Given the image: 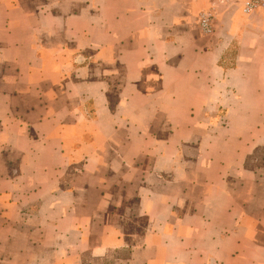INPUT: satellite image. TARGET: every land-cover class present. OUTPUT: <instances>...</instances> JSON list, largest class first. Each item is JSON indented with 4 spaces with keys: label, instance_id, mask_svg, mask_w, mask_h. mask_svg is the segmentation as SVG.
<instances>
[{
    "label": "crops",
    "instance_id": "crops-1",
    "mask_svg": "<svg viewBox=\"0 0 264 264\" xmlns=\"http://www.w3.org/2000/svg\"><path fill=\"white\" fill-rule=\"evenodd\" d=\"M262 148L264 10L0 0V264H264Z\"/></svg>",
    "mask_w": 264,
    "mask_h": 264
},
{
    "label": "built area",
    "instance_id": "built-area-1",
    "mask_svg": "<svg viewBox=\"0 0 264 264\" xmlns=\"http://www.w3.org/2000/svg\"><path fill=\"white\" fill-rule=\"evenodd\" d=\"M227 2L237 5L246 15L264 10V0H227ZM216 18L214 10H207L200 14L199 26L204 34H211L215 31Z\"/></svg>",
    "mask_w": 264,
    "mask_h": 264
},
{
    "label": "rangeland",
    "instance_id": "rangeland-1",
    "mask_svg": "<svg viewBox=\"0 0 264 264\" xmlns=\"http://www.w3.org/2000/svg\"><path fill=\"white\" fill-rule=\"evenodd\" d=\"M263 161H264V148L259 149L254 153V155L248 161V166L254 167V165L262 163Z\"/></svg>",
    "mask_w": 264,
    "mask_h": 264
}]
</instances>
